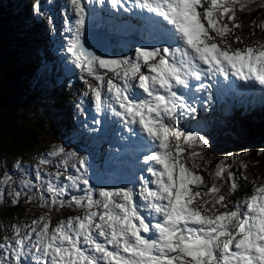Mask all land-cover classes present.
<instances>
[{"label": "snow or ice", "instance_id": "1", "mask_svg": "<svg viewBox=\"0 0 264 264\" xmlns=\"http://www.w3.org/2000/svg\"><path fill=\"white\" fill-rule=\"evenodd\" d=\"M109 2L115 12L103 21L94 7L67 0L74 16L64 20L68 36L60 46L86 87L77 104L81 113L84 97L91 98L95 115L83 128L94 135L95 146L80 155L53 145L39 155L37 183L24 180L21 187L32 192L26 202L36 200L44 211L29 224L5 229L11 235L0 241V264H264V183L253 181L250 195L231 201L239 185L227 161L235 162L237 154H226L209 173L211 187L197 162L207 164L203 153L212 147L214 132L196 120L198 111L226 92L258 85L264 95V42L232 47L243 43L236 13L251 11L254 0ZM30 15L41 18L38 0ZM48 23L53 25L51 18ZM104 23L110 31L97 33L95 45L86 46L85 32ZM257 27L264 30V21ZM124 29L139 34V46L114 38ZM49 31L54 34V26ZM41 67L48 71L46 62ZM107 73L112 75L105 81ZM193 121L203 134L190 130ZM257 154L264 155V148ZM15 167L29 172L20 160ZM45 167L55 171L42 172ZM144 170L150 179L137 177ZM225 175L227 195L223 183L215 182ZM240 178L247 181L243 172ZM0 183L9 184L7 169ZM8 195L17 205L21 191L10 188ZM64 208L78 214L53 224V213Z\"/></svg>", "mask_w": 264, "mask_h": 264}, {"label": "rangeland", "instance_id": "2", "mask_svg": "<svg viewBox=\"0 0 264 264\" xmlns=\"http://www.w3.org/2000/svg\"><path fill=\"white\" fill-rule=\"evenodd\" d=\"M4 4H6L7 8H10L13 10V12H17L16 14L19 15L18 12H21L22 17L21 19V26H30L33 32H30L32 34L31 43L28 46L27 52L28 55L26 62L21 67L22 70L20 71L21 82L14 81L12 84V99L18 101L28 100V95H33L38 101L39 104H37L39 109L45 108V105L41 104V98H48L47 94L43 91V87L45 84H49L52 87L53 91H57L59 89H65L67 88L68 91H71L70 101L69 104V110L68 114L72 121V126L74 127V122L78 123L77 128L82 129L84 132H86L88 129L83 128L84 122H87L88 125L92 124V118L95 115L94 108L92 106L91 98L90 97H84L85 99V105L84 109L85 111L83 113L80 112V110L77 108V104L80 103L83 93L86 91V87L83 84V79L81 77V73L78 69H75L73 65H71L65 57L67 56L66 50L62 51V54L64 56L65 61L71 65L75 72L77 74L69 73V68H63L61 62L60 65L57 60L51 59L50 55V46L48 42V38L51 36L52 32L49 31L50 27L55 28L54 36H58L62 44H66V37L68 36V33L65 30L64 27V20L67 16V18H71L74 16V13L71 11V9L68 7L67 0H55L54 5L51 3V0H38V3L41 8V18L39 19H33L32 15H30V8L31 5L34 2H37V0H10V3H5V0H2ZM82 4L85 5L89 10H91L93 7L95 8L98 16L100 18H103L104 21H108V15L107 12H113L114 10L111 9L109 0H81ZM264 2V0H254V3L251 5L252 12L256 13V16L253 17V19L250 21V23L242 25L241 28L235 30L236 35L241 36L243 43H233V48H243L245 45L253 44L255 41H261L264 42V30H262L260 27H257L261 24L262 21H264V7H261V3ZM43 3V4H42ZM44 6V9H43ZM53 8H56L57 14H53L51 11ZM67 10V11H66ZM107 10V11H105ZM45 11V14H44ZM247 12V10H244L243 12L237 11L236 18H242V16ZM51 18L53 21V25H50L48 23V20L46 18ZM23 21V22H22ZM253 21L255 24H253ZM28 24V25H27ZM90 24V23H89ZM206 26V22H205ZM231 26V25H230ZM38 36H37V35ZM123 36V35H122ZM137 39H141L140 36L136 37ZM228 41H232V37H227ZM217 43H219V38L217 37ZM41 44V48H40ZM35 53V54H34ZM45 61L48 66V71L44 72L41 65V61ZM76 75V76H75ZM111 73H107L104 76L105 81L111 77ZM84 79L91 80L90 77H87L85 74ZM223 80V78H220ZM235 80V77L232 78ZM30 81V82H28ZM16 86L15 84H17ZM115 82V81H114ZM237 83H243L242 81H238ZM80 85V86H78ZM15 86V87H14ZM256 88L251 89L252 91H255L256 89H259V86H255ZM15 88V89H13ZM260 90V89H259ZM228 93V92H226ZM221 95L219 100L212 102L211 107H219L222 111L223 109V103L226 102L225 106L226 108L233 104L232 101H224L225 94ZM43 95V96H42ZM63 98V97H62ZM66 101L69 100V98H64ZM58 101V97H57ZM223 101V102H222ZM32 108L35 109V107L32 106ZM237 108H240L238 106ZM48 109V108H47ZM229 110V109H228ZM212 111V110H211ZM53 113L52 111H49V114L51 115ZM199 115V112L197 113ZM206 115L210 114L209 108L205 111ZM59 119L61 117V114H59ZM56 119L48 117L45 121V124L43 125V131L40 132L36 139L38 140V146L31 149H26L20 151L21 158H25L24 162H21L25 167L26 164H29L31 159L34 161H38V157L41 154H46L48 151L51 150L53 145H59L63 146L66 150L69 151H76L80 155H87V152L83 149L88 148L91 150L94 145L92 143L93 139L92 136L84 134L82 132L76 131L75 133H71L70 138L71 140L78 141L79 139L84 141L86 143V146L84 147H70L67 146L65 143L62 142V139L59 137V130L58 125L57 128L54 126L52 127L50 123L55 121ZM69 125V119H66V126ZM225 126V124H224ZM190 130H193L190 127ZM223 131V128H222ZM219 130L214 129L213 132V142L212 147L205 151L203 153L204 160L207 161V164L205 165L203 160H198L197 162L200 164L201 169L206 168L208 173L214 172L216 165L222 160V158L226 155L221 152V150H226L227 154L234 153L237 154V160L233 162L231 159L227 161V163L232 165L231 171L233 174L240 178L241 172H243L244 175L256 178L255 180H252L250 178H247L246 182H252L251 191L253 190V181L256 185H259L261 183H264V157L262 155H258V150L261 148H258L255 154H249L247 151L238 150L235 151V148L226 147L222 145L224 141H227V138H225V135H219ZM214 138H218V141H214ZM29 142V141H28ZM248 146V145H247ZM24 146H20V148H23ZM104 150L109 149V145L105 143L103 145ZM245 147V146H243ZM233 150L229 152L228 150ZM247 153V154H245ZM5 154V155H3ZM17 158H20V156H17L13 153H10L8 151L4 152L3 150L0 152V182L4 181L5 179V169H7L9 184L0 183V241H3L6 235H11V232H6V228H10L11 225H22V224H29L32 219L38 217L42 214L44 211L43 209L39 208L37 206V201L33 200L32 202H26L28 197L32 195V192H29L27 188L21 187V181L27 180L30 181L33 184H36L37 181L31 180L28 178L27 174H25L21 169L15 167V161H17ZM53 164H57L59 161L57 158H51ZM141 163H143L141 158ZM191 161L187 163L186 166L191 167ZM246 164L247 168L243 169L240 168V164ZM37 165V163H36ZM36 165L34 168H36ZM55 171L53 167H45L43 168L42 172H52ZM69 171H72L69 166ZM201 176L204 179L205 185L208 187H211L214 180L213 177L209 174L208 177L204 176V173H200ZM150 179V173H148L146 170L143 171L141 176ZM36 176H32V178H35ZM46 178V177H45ZM139 178V177H138ZM62 179V178H61ZM115 181L113 180H105L104 183L111 184ZM123 182V181H121ZM216 183H223L224 187L222 189V192L227 195L229 182L227 181V177L225 175L224 181H215ZM92 183L97 184L98 181L95 178V176L92 178ZM10 185V187H9ZM139 187V184L137 183V188ZM17 190L21 191V196L19 197V201L17 205H12L10 203L11 197L8 195V192L10 190ZM247 187H242L238 189L233 195L228 197L231 201H237L243 199V194L240 197V194L242 191H244ZM35 189H33L34 191ZM71 195H77L81 193L76 192H70ZM73 209L64 208L61 209L59 212L53 213V224H55L60 219H66L69 216H74L75 214L70 212ZM223 211V209H221ZM9 212V214L6 216V213ZM3 214V216L1 215Z\"/></svg>", "mask_w": 264, "mask_h": 264}, {"label": "trees", "instance_id": "3", "mask_svg": "<svg viewBox=\"0 0 264 264\" xmlns=\"http://www.w3.org/2000/svg\"><path fill=\"white\" fill-rule=\"evenodd\" d=\"M5 3L9 4L10 0H5ZM16 13L7 8L6 4L0 0V152L3 150L13 153L20 156L17 160L24 162L25 158H21L20 151L38 146L36 136L43 131V125L48 117L56 119L50 125L56 128L58 125L59 134L66 132L71 125L72 121L68 114L71 101L67 102L64 99L71 96V91L69 92L67 88L53 91L49 84H45L43 91L48 98H45V101L43 97L41 98V104H46L43 109L38 108L39 101L33 95H28L29 99L23 100V102L12 99V84L14 81L21 82L22 80L20 71L27 59V49L32 38L30 32H33L30 26H21V12H18L20 16ZM254 16L256 13L252 12L251 8V11L247 10L242 16L241 21L245 24L250 23ZM41 63H45V61L43 60ZM16 83L15 85L18 86V82ZM49 111L53 113L50 115ZM59 114H61L60 119ZM67 118L69 125L66 126ZM207 123L212 129L219 127V134L225 135L227 138V141L222 142V145L235 148V151L243 150L249 154H255L258 148H264V103L253 106L251 110L245 109V105H241L240 108L233 106V110L226 113L223 120L225 124L223 131L219 120ZM214 141H218V138ZM70 143L69 141L66 145L74 146ZM20 146L24 147L20 148ZM221 152L227 154L225 150H221ZM262 156L264 157V155ZM27 162H29L26 164L29 170L27 176L36 181V177L32 178V176L35 175L36 168L34 167L38 161L31 159ZM247 178L256 179L249 176ZM237 183L239 189L247 187L242 191L240 197L242 194L245 197L252 193V182L238 178ZM8 214L9 212L6 213V216ZM1 215L3 216V214Z\"/></svg>", "mask_w": 264, "mask_h": 264}, {"label": "bare ground", "instance_id": "4", "mask_svg": "<svg viewBox=\"0 0 264 264\" xmlns=\"http://www.w3.org/2000/svg\"><path fill=\"white\" fill-rule=\"evenodd\" d=\"M122 12H123V10H122ZM56 14H57V11H56ZM123 15H124L125 18H127V15H128V14L124 13ZM66 64H67V63H66ZM68 68H69V73L77 74L72 66H69ZM203 169H204V168H203ZM203 169L199 170V174H200L201 172H203V173H204V176L208 177V176H209L208 171H205V170H203ZM200 175H201V174H200Z\"/></svg>", "mask_w": 264, "mask_h": 264}, {"label": "water", "instance_id": "5", "mask_svg": "<svg viewBox=\"0 0 264 264\" xmlns=\"http://www.w3.org/2000/svg\"><path fill=\"white\" fill-rule=\"evenodd\" d=\"M228 151H229V152H231V151H233V150H231V149H230V150H228ZM225 153H227V151H226V150H225Z\"/></svg>", "mask_w": 264, "mask_h": 264}]
</instances>
